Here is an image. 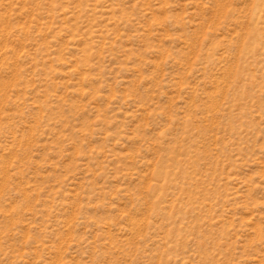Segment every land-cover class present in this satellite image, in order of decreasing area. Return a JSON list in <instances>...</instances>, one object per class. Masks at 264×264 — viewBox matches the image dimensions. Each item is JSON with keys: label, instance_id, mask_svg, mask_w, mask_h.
Here are the masks:
<instances>
[{"label": "rangeland", "instance_id": "374dc122", "mask_svg": "<svg viewBox=\"0 0 264 264\" xmlns=\"http://www.w3.org/2000/svg\"><path fill=\"white\" fill-rule=\"evenodd\" d=\"M0 264H264V0H0Z\"/></svg>", "mask_w": 264, "mask_h": 264}, {"label": "bare ground", "instance_id": "6f19581e", "mask_svg": "<svg viewBox=\"0 0 264 264\" xmlns=\"http://www.w3.org/2000/svg\"><path fill=\"white\" fill-rule=\"evenodd\" d=\"M255 31V30H254ZM251 32V31H250Z\"/></svg>", "mask_w": 264, "mask_h": 264}]
</instances>
